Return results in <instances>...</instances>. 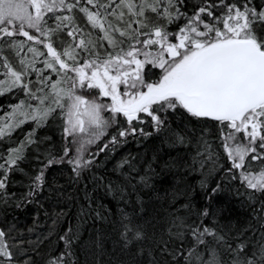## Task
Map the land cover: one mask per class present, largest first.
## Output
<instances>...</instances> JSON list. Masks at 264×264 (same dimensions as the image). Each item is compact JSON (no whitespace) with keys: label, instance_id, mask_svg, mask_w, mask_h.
<instances>
[{"label":"trees","instance_id":"1","mask_svg":"<svg viewBox=\"0 0 264 264\" xmlns=\"http://www.w3.org/2000/svg\"><path fill=\"white\" fill-rule=\"evenodd\" d=\"M205 3L219 0H183L180 6L186 15H191L195 7ZM254 4L264 6V0H254ZM81 6L99 11L116 26L112 16H105L111 6L93 8L86 0H81ZM214 11L221 15L219 9ZM57 15H69L74 20V24L51 34L46 41L58 51L64 45L78 44L80 39L96 42L97 36L102 35L78 8ZM147 16L148 22H155V14ZM126 18L117 26L126 28ZM46 19L47 26L55 29L58 21L47 16ZM183 23L177 20L166 27L176 31ZM73 27L80 29L75 38L67 35ZM256 31L264 36V26H258ZM9 40L23 41L24 51L18 56L9 43L5 51L0 39V57L18 68L20 57L32 59L27 52L29 45L44 52L43 44H32L25 37ZM100 43L103 47L98 43L92 49L98 55L103 57L114 51L107 48L106 41ZM76 51L80 52L81 61L91 58L87 50ZM45 58L46 53L38 58L37 69L43 68L40 61ZM146 70L152 81L159 78L158 68L147 66ZM44 75L53 82L57 80L50 71ZM28 81L36 87L33 92L37 96L51 90L39 83L34 72ZM35 100L20 88L5 91L0 95V124L21 102L26 111H31L29 105L39 107ZM157 114L163 120L159 129L151 117L140 114L145 123L133 121V125L146 134L137 131L123 137L119 131L130 126L123 116L117 117L118 122L106 127L87 149L84 160L91 163L82 165L79 174L69 163L72 150L59 108L39 125L28 119L10 135L0 138V155L7 156L13 147L22 148L23 152L18 167L7 173L6 187L0 189V231L6 234L13 264H208L213 252L223 264H233L234 253H229V247L243 244L252 249L264 244V192L247 188L240 171L232 168L223 148L222 126L192 117L182 108ZM104 117L111 118L112 114L106 112ZM30 134L32 142L27 139ZM66 149H70L68 156ZM258 154H264V150L258 149ZM50 160L54 162L49 164ZM246 167L255 173L264 170V161L248 159ZM41 173L43 179L37 186L34 178ZM203 227L210 228L214 236H205L206 243L200 245L192 229Z\"/></svg>","mask_w":264,"mask_h":264},{"label":"snow or ice","instance_id":"2","mask_svg":"<svg viewBox=\"0 0 264 264\" xmlns=\"http://www.w3.org/2000/svg\"><path fill=\"white\" fill-rule=\"evenodd\" d=\"M86 3L93 8L107 9L116 0L103 5L98 0H86ZM182 3L183 0H138V3L119 0V6L127 9V13L119 12L117 19L123 23L126 14L134 18L126 28H121L107 21L99 11L81 6V0H0V39L18 35L34 44H43L47 50L46 58L40 61L42 69H37L35 64L45 53L31 45L27 52L32 54V59L20 57L19 69L0 57V95L20 88L30 99H38L40 105L35 108L29 105L31 111H25L24 102L14 106L8 120L0 124V138L24 123L16 117L30 118L39 125L59 108L65 115L64 132L76 136L75 142L79 144L77 157L69 160L79 174L82 165L91 163L83 160L86 145L103 135L110 124L117 123V117L123 116L130 126L120 130L119 136L135 135L137 131L146 134L133 125V121L145 123L140 114L151 117L155 128L159 129L163 120L158 112L182 108L192 117L216 121L222 126L223 148L232 168L244 169L241 180L247 188L264 192V170L253 173L246 167L248 159L264 161V154H258V149L264 150V36L256 31L258 26H264V6H256L254 0L230 3L219 0V3L201 4L191 15H186L180 6ZM77 8L102 35L97 36L96 42L80 39L78 44H68L63 51H58L52 42L46 41L51 34L74 24V20L72 16L57 13L65 10L70 13ZM215 9H219L221 15L218 16ZM148 12L167 24L177 20L184 23L178 25L175 32L163 24L150 26L146 23L150 19ZM46 16L58 21L55 29L47 26ZM133 24H137V28L133 29ZM28 29L44 40L31 35ZM78 31L79 28L73 27L67 35L75 38ZM102 41L114 50L103 57L92 51L98 43L103 47ZM8 43L16 48L18 56L24 51L23 41L9 40ZM77 48L87 50L91 58L81 61ZM147 66L161 70L158 80L150 79ZM45 71L55 73L60 79L53 82L44 75ZM33 72L39 76V83L50 86V92L37 96L32 91L31 81L25 82V78ZM78 88L98 89L99 95L110 98L111 104L86 98L78 94ZM104 111L110 112L112 117H104ZM27 139L32 142L31 134ZM112 142H116V137ZM69 151L65 150V156ZM22 158V148L17 147L11 148L7 156L0 155L3 161L0 177H4L0 178V189L6 187L8 171L18 167ZM53 162L50 160L49 164ZM42 179V173L34 178L37 186ZM192 232L200 245L206 243L205 236H214L207 227L193 228ZM5 236L0 231V264H13L14 256ZM229 253H234L233 264H264V244L252 249L243 244L238 248L229 247ZM211 256L208 264H223L217 260L215 252Z\"/></svg>","mask_w":264,"mask_h":264},{"label":"rangeland","instance_id":"3","mask_svg":"<svg viewBox=\"0 0 264 264\" xmlns=\"http://www.w3.org/2000/svg\"><path fill=\"white\" fill-rule=\"evenodd\" d=\"M108 2H109V0H108ZM136 2L138 3V0H136ZM113 5H114V7H113ZM111 9L107 12V11H105V16H112L115 20H113V21H115V23H116V26H117V24L118 23H121L118 19H117V15L116 14H118L119 12H121V11H123V12H125V13H127V9H125V8H121L120 6H119V0H116V3H113L112 5H111ZM30 11H32L31 9H30ZM117 13H116V12ZM109 13H114V14H112V15H109ZM154 13H152V12H148V13H146V15H153ZM156 15V14H155ZM127 18L126 19H128V22L129 21H131L132 19H134L133 17H131V16H128L127 14L125 15ZM154 23H150V22H148V21H146V23H148L150 26L151 25H155V24H160V23H162L163 25H170V24H167V22L164 20V19H162V18H159V17H157V16H155L154 17ZM161 21V22H160ZM124 22V21H123ZM127 22V23H128ZM132 28L133 29H135V28H137V24H133L132 25ZM149 29H143V31H148ZM176 30V29H175ZM28 31H29V33L31 34V35H34L33 34V32L30 30V29H28ZM173 32H175V31H173ZM117 36H118V34H116ZM18 36V35H17ZM16 36H14V37H11V38H8V37H4L2 40L4 41V44H5V46L7 45V43H8V41H9V39H12V38H15ZM144 37H141V39H143ZM32 42V41H31ZM107 43V42H106ZM32 44H34L33 42H32ZM37 45V44H36ZM108 46V45H107ZM65 47V45L63 46V48ZM63 48H62V51H63ZM107 48H110V49H112L111 47H107ZM6 49H7V46L5 47V51H6ZM44 52L45 53H47V50L44 48ZM69 63H71V61L69 62ZM14 67H16L17 69H19L18 68V66H14ZM159 69V68H158ZM159 71H160V75L162 74L161 73V70L159 69ZM55 74V73H54ZM159 78H160V76H159ZM158 78V79H159ZM55 79H60V77L59 76H57L56 74H55ZM157 79V80H158ZM25 82H28V76L25 78ZM29 87L32 89V91H34L35 89H36V87H34L32 84H29ZM122 87V86H121ZM15 89V88H14ZM51 91V90H50ZM49 91V92H50ZM77 92H78V94H80V95H83V96H85L86 98H95L99 103H101V104H105V105H109V104H111V100H110V98H108V97H102V96H100L99 95V91H98V89H87V88H84V89H77ZM36 101H37V104L39 105V100H35V103H36ZM53 107H55V106H53ZM26 111V110H25ZM107 111H104L102 114H103V116H105V113H106ZM63 117H64V125H65V127L67 126L66 125V122H65V115H64V112H63ZM16 119H19V120H24V121H26V120H28V119H30V118H28V119H25L23 116H18V117H16ZM128 123V122H127ZM66 134V133H65ZM77 135H79V134H77ZM66 136L69 138V141H70V146H71V150H72V157H73V159L75 158V157H77V155H78V153H77V148L79 147V144L78 143H76L75 142V140H76V136H69V135H67L66 134ZM85 139H87V137H85ZM94 145V142L93 143H90V144H87L86 145V149H88L90 146H93ZM87 153V150L85 151V152H83V154H82V156H83V160H84V156H85V154ZM239 171H240V174H241V176H242V173H243V171L241 170V169H238Z\"/></svg>","mask_w":264,"mask_h":264}]
</instances>
